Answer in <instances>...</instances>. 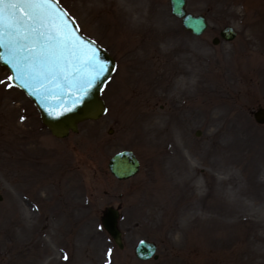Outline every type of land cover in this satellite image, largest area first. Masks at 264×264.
<instances>
[{"label": "rangeland", "instance_id": "obj_1", "mask_svg": "<svg viewBox=\"0 0 264 264\" xmlns=\"http://www.w3.org/2000/svg\"><path fill=\"white\" fill-rule=\"evenodd\" d=\"M58 1L116 60L102 93L107 111L59 140L0 66V264H264V125L252 117L264 107V68L252 66L264 57V14H253L264 0H187L209 19L200 38L169 0H121L120 13L144 28L127 39L116 5ZM142 15L153 17L146 27ZM228 25L237 39L213 45ZM150 33L163 39L145 51ZM120 91L137 100L134 121L122 118ZM123 150L141 161L128 181L108 170ZM57 183L61 193L49 187ZM111 207L120 210L122 250L102 227ZM143 240L157 245L156 259L136 258Z\"/></svg>", "mask_w": 264, "mask_h": 264}, {"label": "snow or ice", "instance_id": "obj_2", "mask_svg": "<svg viewBox=\"0 0 264 264\" xmlns=\"http://www.w3.org/2000/svg\"><path fill=\"white\" fill-rule=\"evenodd\" d=\"M0 61L12 71L8 79L40 99L57 119L49 110L57 105L45 100L70 92L72 107L66 106L64 115L109 74L97 48L81 38L56 0H0Z\"/></svg>", "mask_w": 264, "mask_h": 264}, {"label": "water", "instance_id": "obj_3", "mask_svg": "<svg viewBox=\"0 0 264 264\" xmlns=\"http://www.w3.org/2000/svg\"><path fill=\"white\" fill-rule=\"evenodd\" d=\"M185 4L186 0H171L172 12L177 17L183 18V24L186 29L190 30L195 35H200L207 26L205 18L202 16L194 17L191 14H187L185 11ZM228 33L229 35H227ZM223 35H227L228 38H232L234 36V33L230 29H227L223 32ZM81 38L84 39L86 42L94 45L99 51L103 61L109 66L108 76L99 84H97L95 88H93L84 103L76 105L73 110L64 113V115H61V112H63L66 106L72 107V101L74 97L70 92L65 93L63 95L50 96L47 100L44 101V103L48 105H57V107L49 109L55 113L56 117H59L57 119L53 116H50L48 114V111H46L45 108L41 106L42 102L40 99L33 95H30L27 90L22 88L34 100L38 109L41 111L43 122L51 129L52 133L57 137H67L70 134V131L77 132L79 122L87 119H97L105 111L104 103L100 99V94L105 82L110 78L114 70L115 64L113 59L109 57V55H107L95 43L82 36ZM0 63L4 64L3 61H0ZM14 83L19 86L18 83ZM255 117L258 122L264 123V109L259 110L255 114ZM109 168L118 179H127L138 172L139 162L132 152L126 151L112 158L110 161ZM118 217V211L114 209H109L103 219V224L107 231L112 235L115 242L119 245V247L123 248L121 232L118 230L117 227ZM155 250L156 247L153 244L143 241L137 246L136 254L141 259H149L153 256Z\"/></svg>", "mask_w": 264, "mask_h": 264}, {"label": "bare ground", "instance_id": "obj_4", "mask_svg": "<svg viewBox=\"0 0 264 264\" xmlns=\"http://www.w3.org/2000/svg\"><path fill=\"white\" fill-rule=\"evenodd\" d=\"M106 1V8L107 9H111L112 8V5H116V8H118V9H115L114 11H115V13H116V16H118V17H120L121 19H122V21L124 22V24H123V30L118 26V23H117V19H114V20H110V21H112L113 22V24H114V27H113V31L116 33V29L118 28H120L121 29V33H122V38L124 39V36L126 37V39L128 38V37H130V36H132V35H134V34H138V33H141V32H143L144 31V28H138V27H136V28H133L132 27V21L134 20V19H131L129 16L128 17H126L125 15L123 16L120 12H123V3H122V1L121 0H105ZM132 1L131 0H124V4H129V3H131ZM232 3L233 4H236V3H243L242 2V0H233L232 1ZM253 8V7H252ZM254 10V9H253ZM257 16H259V15H257ZM104 19V18H103ZM106 20H108L107 18H105ZM258 19V18H257ZM140 20H142V23H143V25H144V27H146V26H148L147 24H146V21H152L153 20V17H147V16H145V15H142L141 16V19ZM120 24V23H119ZM99 25H101L100 27L101 28H103V23L102 22H99ZM126 31V32H125ZM107 37H108V34H107ZM161 39H163V38H161V36L158 34V33H153V34H151L150 33V36H149V39H148V41L145 43V44H143L142 46L144 47L143 48V50H145V51H149L150 50V48L152 47V46H149L150 44H152V43H159L160 41H161ZM147 46H149L148 48H146ZM146 48V49H145ZM263 48H264V46H263ZM144 51V52H145ZM258 54L260 55V53L258 52ZM142 55V50H139V51H135L134 52V56H135V60H131V62H130V65L131 66H135V65H138L139 64V62H141V60H143V55H144V53H143V55ZM146 55V54H145ZM261 56V55H260ZM262 57V59L261 60H258V59H256V58H253L252 59V66L253 67H255V68H258L257 70H259L260 69V71L264 68V63L263 64H260V61H264V57L263 56H261ZM140 58V59H139ZM142 58V59H141ZM142 63V62H141ZM264 70V69H263ZM126 81H128V80H126ZM144 79L142 80L141 78H139V80H135V76H131L130 77V83H133V82H138V83H140L141 84V86L142 87H144ZM147 85V87L149 86V84L147 83L146 84ZM117 95V103H118V105L122 108V111H123V115H122V118H124V119H130L131 121H134L136 118H137V116L135 115V111L137 110V100H127V97H126V94H125V91H120L118 94H116ZM127 103H129L130 104V106L129 107H126L125 108V106H127L126 104ZM3 147H4V145L3 144H0V148H2L3 149ZM238 161H240V160H238ZM59 193H61V191H59Z\"/></svg>", "mask_w": 264, "mask_h": 264}]
</instances>
